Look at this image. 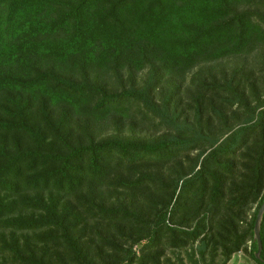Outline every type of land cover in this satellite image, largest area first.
<instances>
[{"label": "trees", "instance_id": "obj_1", "mask_svg": "<svg viewBox=\"0 0 264 264\" xmlns=\"http://www.w3.org/2000/svg\"><path fill=\"white\" fill-rule=\"evenodd\" d=\"M263 200L264 0H0V264H264Z\"/></svg>", "mask_w": 264, "mask_h": 264}, {"label": "rangeland", "instance_id": "obj_2", "mask_svg": "<svg viewBox=\"0 0 264 264\" xmlns=\"http://www.w3.org/2000/svg\"><path fill=\"white\" fill-rule=\"evenodd\" d=\"M260 49H258L257 51H255L252 55H250L249 57H247L246 59L248 60L249 65H259V63L256 62V59H258L259 54H260ZM237 63V59H231L228 61H225V63L222 64H218L215 67L218 68H222L225 70L230 71L231 68L236 65ZM209 65L205 66L204 68H208ZM216 72V71H214ZM141 77H138V82L140 84H142L144 82V79H146L145 77V73H143L142 75H140ZM191 74L189 75V77H187V81L186 83L183 84L182 86V95L183 98L180 102V110L184 111V114L182 115L183 117H185L186 115L189 116V120L192 121V110L190 109V106H192L193 102L190 99V91L192 89V85H191V81H192ZM205 78H209V77H205ZM220 78V77H217ZM173 83V81H169L167 82L166 86L169 84ZM210 114V113H209ZM230 114V111H229ZM232 115V113L230 114ZM208 116V114H206V117ZM216 116H213L214 120H213V125L214 128L217 127L219 125V120L217 118H215ZM213 128V129H214ZM131 127H126V130L122 133L123 135H135V136H142V137H150V138H158L161 135L167 134L169 131L167 129H163V130H157L154 129L150 126H146V125H138L135 129H133L130 132ZM174 130L172 129V132ZM97 133L101 136H108V135H115L118 133L117 129H115L114 124L109 123L108 125H101L99 127H97ZM197 151L192 152L190 155V157H193L194 155H196ZM183 162L185 164H187V160H183ZM160 172L161 173H169L170 169H168V167H160ZM255 207H253L252 209H250L247 212V215L244 217V219L242 220V227H246L247 223H249L250 219H251V215L254 212ZM197 246L198 243L195 244H191L188 247L184 248V249H169L166 252V255L162 258L163 260L166 261L165 264H195V262H197V264H203L200 261L199 258V254L197 251ZM217 260H219V258H217ZM228 264H257L255 262V260L252 258L251 253H250V247L249 244L246 245V247L241 250L240 252H237L235 254L232 255L231 260L228 262Z\"/></svg>", "mask_w": 264, "mask_h": 264}, {"label": "water", "instance_id": "obj_3", "mask_svg": "<svg viewBox=\"0 0 264 264\" xmlns=\"http://www.w3.org/2000/svg\"><path fill=\"white\" fill-rule=\"evenodd\" d=\"M264 217V200L261 207L258 210L255 227H254V240L258 244V250L256 252V258L261 260V251H262V238H261V226Z\"/></svg>", "mask_w": 264, "mask_h": 264}, {"label": "built area", "instance_id": "obj_4", "mask_svg": "<svg viewBox=\"0 0 264 264\" xmlns=\"http://www.w3.org/2000/svg\"><path fill=\"white\" fill-rule=\"evenodd\" d=\"M251 246V241H249V247Z\"/></svg>", "mask_w": 264, "mask_h": 264}]
</instances>
